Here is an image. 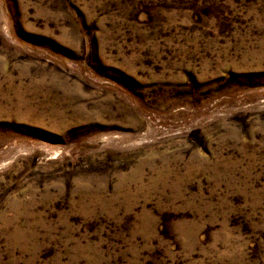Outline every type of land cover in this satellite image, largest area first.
<instances>
[{"label": "rangeland", "instance_id": "374dc122", "mask_svg": "<svg viewBox=\"0 0 264 264\" xmlns=\"http://www.w3.org/2000/svg\"><path fill=\"white\" fill-rule=\"evenodd\" d=\"M0 264H264V0H0Z\"/></svg>", "mask_w": 264, "mask_h": 264}]
</instances>
